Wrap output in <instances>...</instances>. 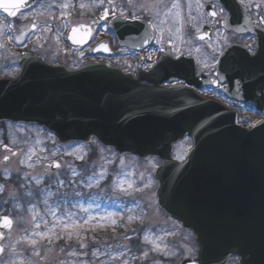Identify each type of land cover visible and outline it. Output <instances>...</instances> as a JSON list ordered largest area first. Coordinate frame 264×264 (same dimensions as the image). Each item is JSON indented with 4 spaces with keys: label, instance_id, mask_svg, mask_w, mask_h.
<instances>
[{
    "label": "water",
    "instance_id": "water-1",
    "mask_svg": "<svg viewBox=\"0 0 264 264\" xmlns=\"http://www.w3.org/2000/svg\"><path fill=\"white\" fill-rule=\"evenodd\" d=\"M37 1L15 0L14 11ZM0 11L10 12L5 0ZM135 25L118 26L122 46L150 43L151 33L133 39ZM196 39L213 37L208 31ZM143 80L102 65L66 71L26 62L18 80L0 81V123L38 125L64 144L95 139L119 157L160 159L155 172L159 208L193 232L198 245V259L182 264H227L232 256L240 264H264V122L243 130L219 104L161 87L166 80L158 69L147 78L150 86L141 85ZM186 137L194 140L193 148L185 162L174 161V145ZM13 225L0 222V258Z\"/></svg>",
    "mask_w": 264,
    "mask_h": 264
},
{
    "label": "rangeland",
    "instance_id": "rangeland-1",
    "mask_svg": "<svg viewBox=\"0 0 264 264\" xmlns=\"http://www.w3.org/2000/svg\"><path fill=\"white\" fill-rule=\"evenodd\" d=\"M111 2L64 0L56 5L66 22L85 23L94 29L103 14L111 15ZM113 3L116 14L127 15L129 8L124 6V0ZM98 10L101 11L97 14ZM10 31H6L10 34L4 35V41L14 46L3 47V52L13 53L14 57L25 51L44 50L46 55L47 50V57L55 59L67 49L56 42L59 38L56 33L39 35L34 45L35 35L26 28ZM180 36L158 35L157 41L175 42L176 39L181 43ZM221 44L222 39L217 40L213 50H219ZM85 51H75V60H82ZM191 146L189 141L182 142L175 158L184 159ZM54 162H60L61 167L51 173ZM79 164L88 167L87 173L84 169L88 177L83 188L87 192L101 189L103 194L108 193L109 203L93 198L88 200L89 205L74 203L72 209L61 215L49 192H41L37 200L23 202L13 186L22 181L28 189L25 196L31 200V190L44 183L59 186L68 175L76 179L78 171L81 172ZM159 166L157 160L145 163L133 157L119 159L114 152L96 144L61 146L51 134L38 128L0 125V214L7 213L15 222L3 243L5 255L0 264H180L185 259L195 258L197 247L193 235L158 209L154 173ZM103 185H108V189ZM136 228H140L143 236L139 241H132L138 239L130 237ZM98 236L104 240L96 241ZM93 241L97 248L89 250ZM131 243L138 247L135 257L123 261L126 253H132Z\"/></svg>",
    "mask_w": 264,
    "mask_h": 264
},
{
    "label": "flooded vegetation",
    "instance_id": "flooded-vegetation-1",
    "mask_svg": "<svg viewBox=\"0 0 264 264\" xmlns=\"http://www.w3.org/2000/svg\"><path fill=\"white\" fill-rule=\"evenodd\" d=\"M5 1L10 12H0V80H15L22 71L21 57L28 54L40 56L42 63L68 70H78L87 63L103 64L133 79H144L145 85L148 84L145 80L159 65V76L166 80L162 86L180 87L200 99L220 104L236 116L237 124L245 130L264 121V0H235L233 5L217 0H124V6L129 8L127 15L116 14L115 5L112 7L115 0H112L111 18L99 41L97 37L104 24L97 18L88 40H84V32L71 38L73 29H82L86 25L66 22L56 5L64 0H39L18 15L14 11L15 0ZM118 17L142 23L130 31L134 40H138L139 33L151 30L154 38L150 45L141 51L122 48L115 31L120 26L115 21ZM22 27L35 35L34 45L39 35L56 33V37L59 35L56 42L66 47V51L56 55L55 59L47 57V50L46 55L44 50L19 52L15 57L13 53L5 54L3 47L14 46L5 43L4 35L10 34L6 31L11 29L13 32ZM208 31H211L212 40H196V35ZM158 35H181L183 42L176 39L175 42L163 39L159 42ZM219 39H222L220 49L214 51L212 46ZM103 41H107L110 55L101 51L91 56L92 48ZM79 49L86 50L80 61L75 60V51ZM227 51H230L229 56L221 59ZM229 264H239V260L231 258Z\"/></svg>",
    "mask_w": 264,
    "mask_h": 264
},
{
    "label": "trees",
    "instance_id": "trees-1",
    "mask_svg": "<svg viewBox=\"0 0 264 264\" xmlns=\"http://www.w3.org/2000/svg\"><path fill=\"white\" fill-rule=\"evenodd\" d=\"M63 181H65L63 185L58 186L57 184L55 186H52L51 190L52 195H54L53 203L55 204V208L59 210L61 215L64 214L66 210L72 209L74 203L75 205H78L83 198L93 199V197H97L99 198L101 203H107L110 200L109 194H103L101 189L100 192H94V190H92L91 192H87L86 189L81 186V182L85 181V179H82V176L80 175L77 176L74 181L69 180L68 177H65ZM102 187L105 188L106 185H103Z\"/></svg>",
    "mask_w": 264,
    "mask_h": 264
},
{
    "label": "snow or ice",
    "instance_id": "snow-or-ice-1",
    "mask_svg": "<svg viewBox=\"0 0 264 264\" xmlns=\"http://www.w3.org/2000/svg\"><path fill=\"white\" fill-rule=\"evenodd\" d=\"M76 29H73V32L75 33ZM73 39H75V37H73ZM5 159H7V157H5ZM59 166V165H57ZM2 190V189H0ZM0 222H2V225L4 227H11L12 226V221L11 219H9L8 217H3V218H0ZM147 255V253H145V256Z\"/></svg>",
    "mask_w": 264,
    "mask_h": 264
}]
</instances>
